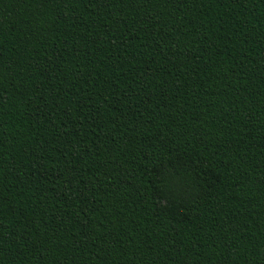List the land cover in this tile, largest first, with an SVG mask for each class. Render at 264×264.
Segmentation results:
<instances>
[{"label": "trees", "instance_id": "1", "mask_svg": "<svg viewBox=\"0 0 264 264\" xmlns=\"http://www.w3.org/2000/svg\"><path fill=\"white\" fill-rule=\"evenodd\" d=\"M0 264H264V0H0Z\"/></svg>", "mask_w": 264, "mask_h": 264}]
</instances>
